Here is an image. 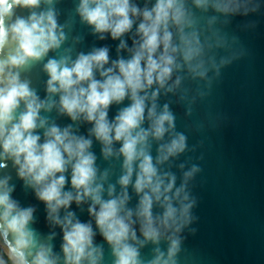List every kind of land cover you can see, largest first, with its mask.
Wrapping results in <instances>:
<instances>
[{
    "label": "water",
    "instance_id": "1",
    "mask_svg": "<svg viewBox=\"0 0 264 264\" xmlns=\"http://www.w3.org/2000/svg\"><path fill=\"white\" fill-rule=\"evenodd\" d=\"M155 3L156 0H129L138 14L130 13L129 31L112 39L108 32L95 33L82 21L77 11L80 0H41L34 11L51 10L63 40L58 48L18 70L20 81L28 83L38 101L52 104L39 111L37 123H45L34 134L41 138L38 143H43L48 128L67 127L72 135L91 142L87 151L95 158L93 187L100 186L102 201L126 193L124 209L132 212L131 230L135 233V239L127 243L137 249L139 264H151L157 256L168 259L173 240L177 244L170 264H264V0H203L199 5L196 0H177L181 20L177 24L170 19L167 26L171 35L167 50L173 61L171 71L163 86L154 81L139 93L145 99L144 119L138 130L149 132L143 148L155 169V180L161 183L160 200H154L151 207L153 219L163 214L165 195L173 208L189 207L187 221L180 222L179 231L175 226L161 229L156 242L145 239L136 215L141 197L151 194L149 189L137 193L134 188L140 160L133 162L129 183L122 187L119 181L125 169L119 152L121 142L108 145L111 153L105 156V146L91 134L93 124L82 116L71 120L59 110V93L46 92L48 76L44 65L49 59H66L67 66H71L79 55L105 48L108 62L101 71L118 60H130L141 43L137 33L142 22L139 13L150 11ZM225 6L228 10H221ZM18 14L26 16L28 11L18 10ZM121 42L123 48H119ZM162 54L163 44L158 46L154 59ZM144 63L142 60V67ZM93 76L103 79L95 69ZM130 103L127 96L112 103L107 120L111 123ZM150 108L154 110L151 119ZM22 109L23 104L16 115ZM165 111L172 118L171 126L165 121V131L157 139L151 131L153 121ZM180 136L184 137L183 150L168 154L167 147ZM0 164L6 165L0 167V180L7 179V186L13 188L11 198L21 208L34 209L28 228L34 232L37 246L51 248L57 264H64L61 227L46 220L45 205L36 198L34 189L18 178L12 160L5 159ZM64 176L63 191H73L70 167ZM170 182L171 189L164 193ZM178 189L182 191L176 195ZM91 203L90 198L80 204L72 202L67 209L59 210L58 217L63 219L71 212L79 222L90 223L92 247L100 257L96 264H114L111 246L89 216ZM0 246H4L3 238Z\"/></svg>",
    "mask_w": 264,
    "mask_h": 264
},
{
    "label": "clouds",
    "instance_id": "2",
    "mask_svg": "<svg viewBox=\"0 0 264 264\" xmlns=\"http://www.w3.org/2000/svg\"><path fill=\"white\" fill-rule=\"evenodd\" d=\"M45 2L50 3L51 0ZM196 2L199 5L203 0ZM40 4L41 0H0V55H3L0 59V161L12 160L18 178L33 188L36 198L45 205L46 220L61 227L64 264H82L84 261L96 264L100 258L98 250L92 247L90 223L79 222L71 212L63 219L58 217L61 208L67 209L72 202L80 204L88 198L92 202L88 208L89 216L94 218L100 234L111 246L114 264H139L137 249L127 243L130 238L135 239V233L131 230L132 212L124 209L126 193L116 199L102 201L100 186L93 187L95 158L87 151L91 142L72 135L67 127L63 130L56 126L48 128L44 132L43 143H38L41 138L34 134L37 127H43L45 123L44 120L37 123L39 111L51 108L52 104L38 101L28 83L20 81L18 70L29 61L39 60L50 50H55L63 40V35H58L53 12L34 11ZM18 10H27L28 14L19 15ZM221 10H228L227 6ZM77 11L95 33L108 32L112 39L129 31L132 26L130 13L133 16L138 14L129 0H80ZM139 14L142 22L137 33L141 43L130 60H118L112 67L101 71L108 62V55L107 49L100 48L90 54L79 55L71 66H67L66 59H49L44 71L48 76L46 92L59 93L60 112L73 121L82 116L92 123L91 134L105 146V156L111 153L108 145L114 141L121 142L119 152L124 157L125 169V175L119 181L122 187L129 183L133 162L140 160L134 188L137 193L149 189L151 194L141 197L136 215L145 239L156 242L162 235L161 229L175 226L179 231L180 222L187 221L189 205H182L179 210L173 208L165 195L163 214L155 220L152 217L151 207L154 200H160L161 183L155 180V169L143 148L149 132L138 130L144 119L145 99L139 93L154 81L163 86L168 77L173 62L167 55L171 40L167 31L168 21L171 19L178 24L182 12L177 0H156L150 11ZM161 44L164 54L154 59V53ZM123 46L121 42L119 48ZM142 60L145 62L143 67ZM94 69L102 80L94 78ZM155 95L154 92L153 98ZM126 96L131 101L130 105L120 110L110 123L106 118L107 109ZM21 104L23 109L16 115ZM153 115L154 110L150 108L149 118ZM171 120L167 111L157 117L153 121L152 135L159 139L165 131L164 122L171 126ZM183 148L184 137L180 136L167 147V152L174 154ZM3 166L6 165L0 164ZM69 167L73 191H63L64 173ZM171 187L170 182L164 193ZM12 191L13 188L7 186V179L0 180V238L4 240V246L0 247V264H57L51 248L37 246L34 232L28 228L34 209L21 208L11 198ZM180 191L182 189H178L176 195ZM176 244L173 240L168 259L161 260L157 256L151 264H170Z\"/></svg>",
    "mask_w": 264,
    "mask_h": 264
},
{
    "label": "rangeland",
    "instance_id": "3",
    "mask_svg": "<svg viewBox=\"0 0 264 264\" xmlns=\"http://www.w3.org/2000/svg\"><path fill=\"white\" fill-rule=\"evenodd\" d=\"M1 247V246H0Z\"/></svg>",
    "mask_w": 264,
    "mask_h": 264
}]
</instances>
